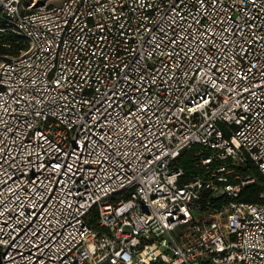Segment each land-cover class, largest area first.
Returning <instances> with one entry per match:
<instances>
[{
	"label": "built area",
	"instance_id": "obj_1",
	"mask_svg": "<svg viewBox=\"0 0 264 264\" xmlns=\"http://www.w3.org/2000/svg\"><path fill=\"white\" fill-rule=\"evenodd\" d=\"M23 1L0 0V264H264V185L241 200L264 0Z\"/></svg>",
	"mask_w": 264,
	"mask_h": 264
},
{
	"label": "trees",
	"instance_id": "obj_2",
	"mask_svg": "<svg viewBox=\"0 0 264 264\" xmlns=\"http://www.w3.org/2000/svg\"><path fill=\"white\" fill-rule=\"evenodd\" d=\"M192 152L187 151L183 154V163L185 166L190 169V161L189 158L191 157ZM249 172L254 174L256 176V182H254L251 185H248L247 187L244 188L241 200L246 201V202H256L258 200L259 193L263 189L264 185V178L262 175L258 172L256 168L249 169Z\"/></svg>",
	"mask_w": 264,
	"mask_h": 264
},
{
	"label": "rangeland",
	"instance_id": "obj_3",
	"mask_svg": "<svg viewBox=\"0 0 264 264\" xmlns=\"http://www.w3.org/2000/svg\"><path fill=\"white\" fill-rule=\"evenodd\" d=\"M32 1H36L37 5H40V4H44L45 3H51V2H54L56 0H24V4L27 5L29 3H32Z\"/></svg>",
	"mask_w": 264,
	"mask_h": 264
}]
</instances>
